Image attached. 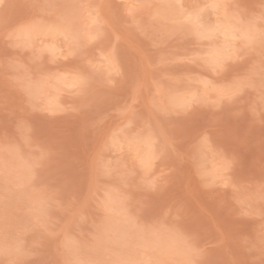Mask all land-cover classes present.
Returning a JSON list of instances; mask_svg holds the SVG:
<instances>
[{
  "label": "rangeland",
  "instance_id": "rangeland-1",
  "mask_svg": "<svg viewBox=\"0 0 264 264\" xmlns=\"http://www.w3.org/2000/svg\"><path fill=\"white\" fill-rule=\"evenodd\" d=\"M172 2H0V264H264V0Z\"/></svg>",
  "mask_w": 264,
  "mask_h": 264
},
{
  "label": "clouds",
  "instance_id": "clouds-1",
  "mask_svg": "<svg viewBox=\"0 0 264 264\" xmlns=\"http://www.w3.org/2000/svg\"><path fill=\"white\" fill-rule=\"evenodd\" d=\"M0 2H2V0H0ZM70 54H72V53H70ZM64 79L65 78L62 76H56V77H42L40 80H37V81L29 80V82L26 85L24 90L26 91V93L29 94V97L31 99L33 94H36L37 96H39L41 94H44L47 89H55L57 85H63V86L68 87V88L75 86L72 84H64ZM53 80L55 81V84L52 83ZM80 84L86 86L87 85V79L82 78L80 80ZM192 97H193V99H195V93L192 94ZM172 103H173L174 107L175 106L184 107L183 102L177 101L175 99H173ZM187 103H188V106L190 107L191 101H188ZM105 196L108 197L109 199L111 198L110 194L107 192L105 193ZM10 264H11V262H10Z\"/></svg>",
  "mask_w": 264,
  "mask_h": 264
},
{
  "label": "bare ground",
  "instance_id": "bare-ground-1",
  "mask_svg": "<svg viewBox=\"0 0 264 264\" xmlns=\"http://www.w3.org/2000/svg\"><path fill=\"white\" fill-rule=\"evenodd\" d=\"M165 2H166V4H167L168 1H165ZM170 2H171V1H170ZM175 2H176V1H175ZM172 3H174V0H173ZM168 4H169V2H168ZM169 5H170V4H169ZM171 6H174V4H171ZM174 7H175V6H174ZM176 9H177V7H176ZM172 10H174V9H172ZM173 12H174V11H173ZM175 12H177V10H175ZM175 12H174V13H175ZM176 14H177V13H176ZM194 17H197V14H195ZM188 19L191 20V19H194V18H193V16H192V18H188ZM189 20H188V21H189ZM189 22H190V21H189ZM196 22H197V20H196ZM198 22H199V21H198ZM192 23H194V22H191V24H192ZM192 25H195V24H192ZM223 25H224V24H223ZM225 25H226V24H225ZM38 27H39V26H38ZM233 27H234V26H233ZM40 28H41V27H40ZM220 28H221V26H220ZM25 30L28 31L27 29H25ZM32 30H33V29H32ZM32 30H31V31H32ZM45 30H46V29H45ZM196 30H197V29H196ZM221 30H222V33H223L224 36H225L224 38L226 39V42H229V41L232 39V38H231V39H229V38L234 36V35H233V31L231 30L230 27H225V26L222 27ZM29 31H30V29H29ZM31 31H30V32H31ZM37 31H38V30H37ZM24 32H25V31H24ZM30 32H29L28 34H30ZM241 32H243V31H241ZM241 32H240V33H241ZM25 33H26V32H25ZM222 33H221V34H222ZM28 34H27V35H28ZM33 35H36V33L34 32ZM241 35H242V36H246V35H247V36L249 37V34L246 33V31L243 32V33H241ZM21 36H22V34H21ZM30 36L32 37L31 34H30ZM31 37H30V38H31ZM27 38H28V36H27ZM227 38L229 39V41H227V40H228ZM243 38H245V37H243ZM25 39H26V38H25ZM28 39H29V38H28ZM225 39H224V41H225ZM228 46H229V45H227V48H228ZM225 47H226V46H225ZM227 48H224V49H223L224 53H223V51L221 50V48H218L220 51H219L218 49H217V51H215V49H214L213 54H211V56H210V57H211V60H212L214 63H215L216 61L218 62V59H219L221 56H223V54H225V51H228ZM226 49H227V50H226ZM212 51H213V50H212ZM210 52H211V51H210ZM209 55H210V53L208 54V56H209ZM224 56H225V55H224ZM207 59H208V57H207ZM220 59H221V58H220ZM220 59H219V60H220ZM208 60H209V59H208ZM208 62H209V61H208ZM217 62H216V63H217ZM210 63H211V61H210ZM164 244H166V243H164ZM167 244H168V243H167ZM167 244H166V245H167ZM166 245H164V247H165ZM169 245H170V244H169ZM170 246H171V245H170ZM168 249H169V248H168Z\"/></svg>",
  "mask_w": 264,
  "mask_h": 264
}]
</instances>
